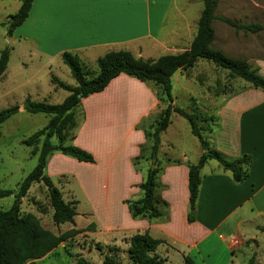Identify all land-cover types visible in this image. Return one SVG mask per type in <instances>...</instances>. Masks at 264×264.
Wrapping results in <instances>:
<instances>
[{"label":"crops","instance_id":"obj_1","mask_svg":"<svg viewBox=\"0 0 264 264\" xmlns=\"http://www.w3.org/2000/svg\"><path fill=\"white\" fill-rule=\"evenodd\" d=\"M201 12L200 0H33L28 18L15 29L18 36L12 33L11 41L31 48L30 53L42 61L41 71L48 76L44 88L31 78L22 82L21 89L28 85L23 99L50 103L55 97L61 103L68 96L50 80L55 77L66 85H75L61 60L64 53L78 59L88 78L97 76V60L108 52L128 51L144 60L182 53L196 35ZM224 25L219 20L213 22L212 47L231 58L246 60L264 78V58L245 57L241 43L245 33L241 32L238 40ZM199 62L190 71L179 69L172 75L173 105L197 126L211 127L206 139L225 159L235 161L245 155L250 164L247 178L240 183H235L216 161L204 164L193 222L187 220L188 167L198 162L200 145L191 160L184 155L177 159L157 155L156 192L166 203V207L161 206V217L138 227L139 221L131 219L128 211L126 202L141 198L138 185L146 177L145 168H135L133 161L147 144L144 130L153 125L162 110L151 83L121 74L102 92L82 99V118L72 144L90 153L94 163L53 153L46 173L50 179L67 177L70 184L77 181L89 207L87 214L94 219L98 213L110 214L123 207L129 228L115 224L105 231L120 232L122 240L145 230L164 241L156 253L166 264L172 255L176 264H182L185 256L195 264L198 259L205 264L214 257L217 246L230 254L225 264H236L242 255L250 257V264H263V256L257 253L259 241L264 239L253 231L261 232L259 228L264 227V92L238 79H230L227 86L233 89L227 90L217 79L196 75ZM218 90L224 93L216 94ZM169 128L160 135L159 153L162 136ZM108 181L112 182L109 191L105 187Z\"/></svg>","mask_w":264,"mask_h":264},{"label":"trees","instance_id":"obj_2","mask_svg":"<svg viewBox=\"0 0 264 264\" xmlns=\"http://www.w3.org/2000/svg\"><path fill=\"white\" fill-rule=\"evenodd\" d=\"M5 1V0H0ZM20 6L17 12L9 16L5 23L0 26L7 27V36L11 37L13 31L20 27L28 18L33 0H17ZM202 12L197 22V32L188 50L169 56H162L157 60H144L134 57L128 51H112L104 54L97 60L98 74L93 78L83 69L77 58L64 53L61 56L63 64L68 68L74 86L66 85L55 77L50 80L57 88L68 93L61 104H49L46 102L32 101L26 98L22 107L31 115L43 114L48 117V122L41 130H38L21 143L27 148H32L31 156L37 158L35 168L28 173L16 191L0 189V199L13 196L12 206L0 210V264H35L56 249L60 244L79 234L80 231L70 229L60 235L44 229L39 220L32 214H22L20 201L25 198L34 183H41L47 190L49 204L52 209V223L54 226L74 224L77 215L76 200L65 201L59 189L53 184L46 173L47 161L53 153H60L78 162L94 163L93 156L74 146L75 130L82 118L79 108L82 99L90 95L102 92L111 80L124 74L142 83H151L155 89V96L162 106L152 126L144 130L147 144L141 149L140 156L135 158L133 165L138 169L137 161L142 153L149 149L150 167L146 172L145 179L138 185L141 198L137 201H127L128 211L133 220L148 218L156 219L162 216L161 206L166 203L157 195L159 187L156 167L157 154L160 148V135L171 124V118L176 115L184 119L191 135L197 139L202 151L198 162L188 167V192L189 213L187 220L194 221L195 206L199 194L201 182L200 171L208 160L216 161L224 171L231 174L235 183L243 182L247 178V167L250 164L248 156H242L238 160L225 159L214 148H211L204 135L211 133V127L207 125L197 126L193 119L181 109L173 105L171 96V77L179 69L190 71L198 61L213 64L220 70L228 72L229 79H238L248 83L255 89L264 92V78L258 74L257 69L248 64L246 60L231 58L222 51L212 47L214 40L213 22L221 21L235 32L256 34L262 30L257 24H239L233 20L218 17L216 15V0H200ZM10 50L0 52V78L7 70ZM216 94H223L224 90H218ZM17 106L0 111V125L16 114ZM80 114V116L78 115ZM148 146V147H147ZM148 148V149H147ZM154 167L151 170V167ZM93 226L92 224L89 225ZM264 233V227L259 228ZM164 241L151 237L148 232L135 234L128 240L127 256L129 264H166V260L157 253V248ZM97 249L101 251L99 244ZM77 264H89L84 259H78ZM104 264H110L105 258ZM182 264H195L188 256L183 257Z\"/></svg>","mask_w":264,"mask_h":264},{"label":"rangeland","instance_id":"obj_3","mask_svg":"<svg viewBox=\"0 0 264 264\" xmlns=\"http://www.w3.org/2000/svg\"><path fill=\"white\" fill-rule=\"evenodd\" d=\"M35 1L38 3V0ZM216 1V15L218 17H226L239 24H257L262 26V30L256 34H244L245 36L241 40V43L245 50L243 55L248 59L264 58V0ZM19 6L20 3L17 0L0 1V23H5L9 16L14 15ZM35 13L36 6L32 10V14L35 15ZM228 28L227 26L226 29L228 30ZM229 29V32L233 34L232 37L239 40V35L242 31L235 32L233 29ZM6 32L7 27L0 26V52L4 49L10 50L7 72L5 71L4 77L0 78V111L14 106L18 108L22 107V103L25 100L23 99L24 92L28 87L27 85L21 89L20 84L22 82L31 78V81L34 79V82L38 80L40 86L44 88L47 84L48 76L45 70L41 71L40 66L42 61L38 57H35L32 51L30 53L31 48L24 44L17 43L14 45L11 37H8ZM18 33V30L13 31L14 36H18ZM232 54L235 53L233 52ZM197 65L194 71L196 75L203 73L211 79L219 80L222 86L225 85V89H233L232 86H227L230 82L227 75L228 72L220 70L213 64L205 61H201ZM55 69L56 74H60L57 67ZM222 86L220 85V87ZM180 102L183 103L182 100ZM61 103L58 99L52 97L49 104L56 105ZM78 115L80 116V114ZM47 122L48 117L43 114L31 115L23 109H18L15 115L0 125V189L16 191L28 173L35 168L37 158L31 156L32 148L25 147L21 142L45 127ZM169 127L168 133L162 136L160 153L158 152L157 155L160 158L166 155L174 159L181 158L184 155L191 160V157L194 156L196 150L199 148V142L191 135L187 122L174 115L171 118ZM205 138H207L206 135ZM148 154L149 149L145 150L137 161L138 168H145L146 172L151 165ZM51 180L59 189L65 201L73 200L74 196L78 200L74 224L54 226L51 219L52 209L49 204L48 193L41 183H34L28 195L21 199V213L34 215L44 229L55 235H60L70 229H76L80 233L60 244L47 256L37 260L35 264H77V260L80 258L89 264H104L105 258L110 260V264H129L127 249L130 237L125 236L121 240L119 237L120 232L118 234H109L105 231L108 227L115 224L123 228H129L124 222V208L120 206L110 214L107 212L98 213V216H95L94 219L87 214L89 207L85 200L82 186L77 181L70 184L69 181L71 179L67 177L60 179L53 178ZM111 185V181L106 183L105 187H107L108 191ZM13 202V196L0 199V210L5 211L9 209ZM135 221H139L138 227L144 225L145 222L151 224V220L148 218L136 219ZM91 224L93 226L89 227ZM95 224L99 226L98 229ZM144 232L145 230H137L133 235ZM253 232L259 239H264L263 232V234L255 230ZM97 244L100 245L101 251L97 249ZM259 248L260 250L257 254L263 256L262 260H264L263 240L259 241ZM228 258H230V254L226 253L222 247L219 249L217 246L216 254L214 257L205 260V264H225ZM249 258L242 255L236 264H250ZM253 258L257 262L258 258ZM167 264H176L174 255L171 256ZM196 264L204 263L198 259Z\"/></svg>","mask_w":264,"mask_h":264},{"label":"water","instance_id":"obj_4","mask_svg":"<svg viewBox=\"0 0 264 264\" xmlns=\"http://www.w3.org/2000/svg\"><path fill=\"white\" fill-rule=\"evenodd\" d=\"M10 43H11V41H10ZM18 109H23V107H19ZM207 152H208L207 150L204 151V153H207ZM153 168H154V167L152 166V167H151V170H153Z\"/></svg>","mask_w":264,"mask_h":264}]
</instances>
